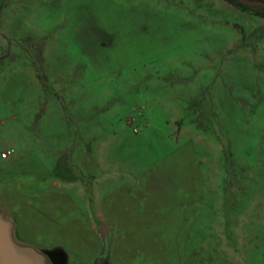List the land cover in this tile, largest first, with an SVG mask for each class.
Here are the masks:
<instances>
[{"label": "rangeland", "instance_id": "rangeland-1", "mask_svg": "<svg viewBox=\"0 0 264 264\" xmlns=\"http://www.w3.org/2000/svg\"><path fill=\"white\" fill-rule=\"evenodd\" d=\"M6 152L0 216L40 260L264 264V19L223 0H0Z\"/></svg>", "mask_w": 264, "mask_h": 264}, {"label": "water", "instance_id": "water-1", "mask_svg": "<svg viewBox=\"0 0 264 264\" xmlns=\"http://www.w3.org/2000/svg\"><path fill=\"white\" fill-rule=\"evenodd\" d=\"M248 6H264L263 1L258 0H237ZM11 223V222H10ZM0 216V264H43L35 250L30 247H18L12 239V223ZM96 233L102 240L99 252L101 262L108 258L111 244V225L104 221L96 229Z\"/></svg>", "mask_w": 264, "mask_h": 264}, {"label": "crops", "instance_id": "crops-1", "mask_svg": "<svg viewBox=\"0 0 264 264\" xmlns=\"http://www.w3.org/2000/svg\"><path fill=\"white\" fill-rule=\"evenodd\" d=\"M9 220H10V222L12 223V239H13V241L15 242V244L18 246V247H30V248H32L33 250H36V249H34L33 247H31V246H29L28 244H26V243H24V242H22V241H20V240H18L17 238H16V236L14 235V233H15V225H14V223L12 222V218L11 217H9ZM96 230V229H95ZM99 239H100V241H99V245H98V250H99V252H100V249H101V246H102V240H101V238H100V236H99ZM110 248V247H109ZM97 250V251H98ZM50 250H40V252H41V255H42V258H41V260H42V262L44 263V264H64V263H62V262H53V263H50L49 261H48V259H47V254H48V252H49ZM96 257V256H95ZM63 261V260H62Z\"/></svg>", "mask_w": 264, "mask_h": 264}, {"label": "trees", "instance_id": "trees-1", "mask_svg": "<svg viewBox=\"0 0 264 264\" xmlns=\"http://www.w3.org/2000/svg\"><path fill=\"white\" fill-rule=\"evenodd\" d=\"M226 3L239 7L243 10L251 11L254 15L259 16L264 19V6H248L245 4L239 3L237 0H223Z\"/></svg>", "mask_w": 264, "mask_h": 264}, {"label": "built area", "instance_id": "built-area-1", "mask_svg": "<svg viewBox=\"0 0 264 264\" xmlns=\"http://www.w3.org/2000/svg\"><path fill=\"white\" fill-rule=\"evenodd\" d=\"M7 156H8V152L3 153V154L0 155V157H1L2 159H5Z\"/></svg>", "mask_w": 264, "mask_h": 264}, {"label": "flooded vegetation", "instance_id": "flooded-vegetation-1", "mask_svg": "<svg viewBox=\"0 0 264 264\" xmlns=\"http://www.w3.org/2000/svg\"><path fill=\"white\" fill-rule=\"evenodd\" d=\"M98 257H99V255H98ZM108 259V258H107ZM107 261V260H106ZM106 261H104L103 263H105Z\"/></svg>", "mask_w": 264, "mask_h": 264}]
</instances>
